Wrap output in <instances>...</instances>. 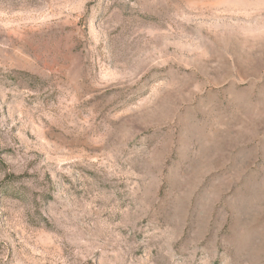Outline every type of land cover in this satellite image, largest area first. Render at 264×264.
Returning <instances> with one entry per match:
<instances>
[{"label": "rangeland", "instance_id": "1", "mask_svg": "<svg viewBox=\"0 0 264 264\" xmlns=\"http://www.w3.org/2000/svg\"><path fill=\"white\" fill-rule=\"evenodd\" d=\"M0 264H264V0H0Z\"/></svg>", "mask_w": 264, "mask_h": 264}]
</instances>
